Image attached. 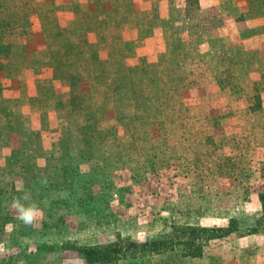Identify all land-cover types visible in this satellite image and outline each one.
<instances>
[{"label": "rangeland", "instance_id": "obj_1", "mask_svg": "<svg viewBox=\"0 0 264 264\" xmlns=\"http://www.w3.org/2000/svg\"><path fill=\"white\" fill-rule=\"evenodd\" d=\"M219 2L179 0L183 15L171 24L181 23L180 34L192 43L201 34V53L193 46L195 56L187 57L188 42L177 36L149 39V46L163 51L171 44L172 56L184 58L165 77H142L130 86L110 80V70L105 80L87 53L72 54L68 35L54 26L63 0H0L1 16L12 18L0 36V109L6 112L8 60L20 50L13 42L23 38L37 59L26 64L29 71L16 64L20 88L13 103L31 93L35 112L23 119L20 107L7 110L16 109L15 133L23 122L30 126L15 134L14 143L29 148L27 169L48 191L40 213L25 224L9 202L23 190L0 178L5 264H86L80 246L119 237L129 245L169 235L173 224L225 226L234 220L233 231L212 238L201 257L145 252L111 264H264V232L242 233L261 215L264 193V0ZM144 6L152 7L146 16L157 12V0ZM216 27L223 31L218 41ZM175 30L167 27L165 34L178 35ZM56 45L65 46L60 52ZM48 51L56 53L51 68L57 73L38 60ZM72 72V89L58 87V95L41 81L63 73L71 79ZM110 85L117 87L115 96ZM254 234L257 239H243Z\"/></svg>", "mask_w": 264, "mask_h": 264}, {"label": "crops", "instance_id": "obj_2", "mask_svg": "<svg viewBox=\"0 0 264 264\" xmlns=\"http://www.w3.org/2000/svg\"><path fill=\"white\" fill-rule=\"evenodd\" d=\"M145 2H148L150 6L152 4V0H63V3L55 11V14L59 18L56 20L54 26L58 31L68 35L72 54L73 52L76 54L85 52L89 58H93L99 64V72L96 71V73H101L105 80H107L105 73L107 70H110L111 72L107 75L110 80L113 81L119 78L132 86L134 80H140L142 77H165L167 71L174 68V65L184 58L176 59L175 56H172L171 44L165 48L167 53L165 50L160 51L157 49L154 44L152 47L149 46V39L152 40L155 37L171 39L173 36H177L182 41L188 42L187 57L195 56L196 51H194L193 46H197L198 53L202 51L201 34L197 35L195 43H192L193 38L189 36L183 39V35L180 34L181 30L179 31V26L181 23L171 24L174 20L181 21L184 9L178 8L179 0H157V12L153 8L155 13H151L150 16H146L145 8L151 11L152 7H145ZM221 4L219 0H216V6L220 7ZM49 10L51 9H48L46 14L51 13ZM48 20L52 19L49 18ZM189 26L191 30L195 29L191 23ZM167 27H173L176 29L173 32H179V34L172 36L165 34V28ZM214 29L219 36L215 39L218 41L221 39L223 31L219 27ZM13 43L17 44L20 50L12 55V59L8 60L7 70H5L7 73L3 75L5 77L3 81L7 80V85L2 90V104L6 107V112L0 109V178L10 180L16 189H22L24 194H30V202L36 205L39 209L37 214H39L40 208L46 201L44 194L48 193V191L42 183L36 184V178L32 176L33 170L27 169V166L32 163L30 161L29 148L22 144L17 146L14 143L16 142V135H20L21 133L26 134L27 127L30 126L23 122V127L17 128L19 132L15 133L14 113H16V109L15 111L14 109L12 111L7 110V108L20 107L21 110H18V113L23 115V119L24 117L29 118V114L33 115V112H35V109L33 110L31 107V93H28L27 97H18V101L13 103V92L20 88V82L17 85V80L15 79L16 64L22 63L24 70L29 71L30 69L29 67L26 68V64H30L37 58L36 56H30L27 50L28 46L24 43L23 38ZM190 43L192 44L191 48H189ZM56 46L60 48L61 52V46L65 45ZM46 48L41 49V51L46 50ZM54 54L56 53L48 51L41 59H38L41 65L47 67L51 73L53 70H55V73L59 71L56 67L55 69L51 68V65L54 64ZM71 74V79L70 77H62L64 73L62 75L59 74V77L55 81L52 79V76L43 75L46 78L41 81H45L47 87L54 90L53 92L58 95V87H65L64 91L72 89L70 85L77 73L72 72ZM203 74L206 75L204 72ZM37 77L38 75L36 74V86H39ZM23 78H26L25 75H23ZM192 78L193 76L189 78V81ZM207 78L213 82L214 87L215 77L209 76ZM207 78H204V80ZM89 79L92 82L94 81L93 77ZM197 79L201 80V78ZM110 87L111 90L109 88L105 89H109V94L115 96L116 92L114 88L117 87H112V85ZM4 94H8L9 96L6 97ZM92 94L94 95V92ZM32 99L33 101L37 100L36 96ZM112 99L115 102V99ZM23 119L21 118L20 122ZM11 123L14 124V129H9V124ZM12 149H17L18 153L21 152V154L14 153L12 155ZM23 177H25V183L23 182L24 180H21ZM9 202L10 204L13 203V199L10 198ZM23 203L27 204L29 202L23 201ZM253 238L257 239L258 236L254 234L243 237L244 240L248 241L254 240Z\"/></svg>", "mask_w": 264, "mask_h": 264}, {"label": "trees", "instance_id": "obj_3", "mask_svg": "<svg viewBox=\"0 0 264 264\" xmlns=\"http://www.w3.org/2000/svg\"><path fill=\"white\" fill-rule=\"evenodd\" d=\"M2 17L0 14V36L12 27V18ZM234 85L232 82L230 83ZM220 85V84H219ZM221 88L223 87L220 85ZM225 115V114H224ZM261 215L242 233L252 234L264 232V193L260 194ZM232 225L238 224L236 220ZM225 226H200L188 224H173L169 235L161 238L133 242L129 245L123 243V238L116 241L95 246H80L79 251L83 253L86 264H111L113 260L135 255H144L145 252L162 253L164 251L178 252L183 257H201L203 248L212 238H220L225 233L233 231L231 224ZM237 232L240 233L239 229ZM0 259V264H5Z\"/></svg>", "mask_w": 264, "mask_h": 264}, {"label": "clouds", "instance_id": "obj_4", "mask_svg": "<svg viewBox=\"0 0 264 264\" xmlns=\"http://www.w3.org/2000/svg\"><path fill=\"white\" fill-rule=\"evenodd\" d=\"M22 201H28L29 203L25 204L22 203ZM30 201V194L25 193L22 197L16 199L13 202V206L19 212V218L25 224H31L39 211L36 205Z\"/></svg>", "mask_w": 264, "mask_h": 264}]
</instances>
